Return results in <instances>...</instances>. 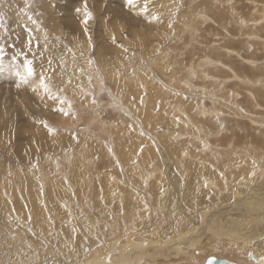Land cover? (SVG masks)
<instances>
[{"label": "rangeland", "instance_id": "374dc122", "mask_svg": "<svg viewBox=\"0 0 264 264\" xmlns=\"http://www.w3.org/2000/svg\"><path fill=\"white\" fill-rule=\"evenodd\" d=\"M161 1L86 0V33L85 0H0V264L192 232L236 192L247 197L221 220L263 212L264 0ZM252 187L263 199L240 213ZM240 226L222 238L217 226L186 259L222 241L236 246L222 256L259 263ZM109 253L98 264L121 263Z\"/></svg>", "mask_w": 264, "mask_h": 264}, {"label": "bare ground", "instance_id": "6f19581e", "mask_svg": "<svg viewBox=\"0 0 264 264\" xmlns=\"http://www.w3.org/2000/svg\"><path fill=\"white\" fill-rule=\"evenodd\" d=\"M168 1L172 2V0H162L161 2L165 4ZM186 1L189 2L191 0H186ZM185 7L187 9L192 8L190 6V4H188ZM244 21L245 20H242V22H244ZM38 34H40V33H38ZM0 69H2V68H0ZM175 107L179 108L178 104H175ZM200 111H202V113L204 114V112H203L204 110L202 108ZM262 145H264V143H262ZM2 172H3V170H0V173H2ZM155 172L156 171L154 170V173ZM249 183L252 184V182L250 180H249ZM258 186L261 187L260 189L262 190V194H264V186H260V185H258ZM258 186L253 184L254 188L258 187ZM253 187L251 188V190L249 192H252L255 190ZM249 195H250V198L243 201V205L247 206L249 208L242 209L240 211V213L244 212L247 214H252L255 211V209L253 208V202L256 200L253 199V195H257L258 197L263 199V197L259 195L258 190L254 191L253 193H249ZM235 196H236L235 200L230 202L229 205L219 207V209H215L209 213H205V211L207 209L205 211H204V209H202L201 212H203L202 214L204 216L205 226L204 227L200 226L198 228H194L195 230H193L192 232H191V230L179 231L178 229L173 228V229H171L170 233L164 238H156V239H151V240L149 238H146V237L145 238L143 237L139 240L134 239V238L132 240L128 239V240H126L127 242L116 243V246H114L115 248H112L109 250V248H110L109 247L108 249H106V252H102L100 254V256H98V255L85 256L84 255L85 257L81 259V256H82L81 255L80 258L78 257V259L75 258V259H72L71 261H69L70 260L69 258L78 256V255L69 250L68 254H67V256H69L68 260L66 261V259H62V261L64 264H76V263H79V264H95V263H97L98 264L100 261L97 260V258L100 257V259H101L102 254H105L104 259L102 261H105L106 260V254L109 255L110 254L109 252H118V253H114L115 257H116L114 260H115V262H121L119 264H138V262L141 260V257L143 254L146 255L145 259H147L149 261V264H150V261H153L155 264H161L160 261H163V260L167 261L168 264L169 263L190 264V260L189 259L187 260L186 258H188V257L190 259H192V257L195 258V256L192 253L193 252V246L195 245L194 243L197 242L198 240H201V239L204 240V236L206 233L208 235H211V236L214 235V233H216V231H217V226H219V238H222L223 236H225V237L234 236V234H237V231L239 230L238 227L240 226V224L245 222L244 220L235 219L233 216L230 219L221 220L223 218V214L233 213V211L237 208V201L244 200L247 197V192H244V193H237L236 192ZM229 200H230L229 196H226L225 199H220L218 197L214 198V202L219 201L218 203H221V204H223ZM2 202H0V203H2ZM210 202L213 204L212 199L210 200ZM131 206L132 205H129V207H131ZM260 206L263 209V212L259 213L258 215L254 216L252 219L247 221V224H246V226L248 225L247 227L240 226L241 228L246 229L245 233L243 235H240L241 237H244V238H242L243 242L246 240V242H244V243H247V245H248V249L246 250V256H247L246 259L248 258V260H249V258H250L251 260H253L255 262L259 261V263H257V264H261L260 257L264 256V252L262 251V250H264V243H261V242H264V223L262 222V220L264 219V201H262ZM210 219H213L214 221H216V223L213 224L212 222H209ZM8 222H6V223H8ZM9 223L15 224L14 221L13 222L11 221ZM9 223L7 226H10ZM221 226H230V230L226 231L222 235V232H221L222 229L220 228ZM209 231H211V232H209ZM247 232H249L248 236H251V237H246ZM143 233H144V231L142 232V234ZM43 235H45V234H43ZM67 235L70 236V234H67ZM197 236H202V237H197ZM81 238H82V236H76V238L74 239V243H77V241L80 240ZM142 239H144V240H142ZM253 239H257V240H254V243H252L250 245V242H252ZM203 240H202V242H203ZM211 240L215 243L216 242L215 236H214V238H211ZM145 243H149L147 246L148 249L150 250L149 252H146L145 250H143V249H147V247L145 246ZM230 243L231 242H223L222 243V241L221 242L219 241V246L221 248L219 250V254L208 253V255H205L204 258H202V260H200V261L195 260V262L192 264H206L210 258L215 257V256L217 259L228 260L232 264H235V263L240 264L241 261L245 258L235 257V258H232V259H234V260H232L231 258L226 257V256H222V254H221V252H223L225 250V248L227 246H229ZM16 245L17 244H15L14 246H16ZM231 245H232V250L235 251L236 250L235 244L231 243ZM258 245L261 248L258 247ZM203 246L204 245L200 246V248ZM9 247H11V246H9ZM153 247H154V251H151V248H153ZM187 248L188 249L191 248L192 251H188ZM55 250H57V249H55ZM196 251H197V247L195 246L194 252H196ZM64 256H65V254H63V257ZM237 256H238V254H237ZM33 257H35V256H33ZM142 259H144V257ZM28 260L31 261L32 259L26 258L25 260L21 261V262H24L21 264H30V262H28ZM147 260H144L142 263H144ZM19 261H18V263H19ZM33 261H35V260H33ZM44 262H45V260H44ZM50 263L51 264H58V261L57 262L52 261ZM106 263L107 264H114V261H108V262L106 261ZM246 264H255V263L249 262Z\"/></svg>", "mask_w": 264, "mask_h": 264}, {"label": "snow or ice", "instance_id": "6c2138e0", "mask_svg": "<svg viewBox=\"0 0 264 264\" xmlns=\"http://www.w3.org/2000/svg\"><path fill=\"white\" fill-rule=\"evenodd\" d=\"M83 13H84V18H83V21L82 22L85 25L84 31L87 33L88 32L87 25L89 24V21L93 19V14H92V12L89 11V8H88V5H87L86 0H85V4L83 6ZM169 27H171V25H169ZM88 39H89V41H91V35L90 34L88 36ZM121 47H123V46L121 45ZM32 71H33L32 62L29 61V66H28V72H29V74H31ZM44 90H45V92H48L49 91V88H48L47 85L44 86ZM60 103L61 104L67 103L68 104V107L67 108L59 107V108L55 109V111H58V112L62 113L65 116H68L69 114H73L72 113V106H71V102L70 101L61 100ZM93 103H96L95 98L93 99ZM41 123H44V122L41 121ZM45 127H48V125L45 124ZM221 127H223V125H221ZM56 131L57 130L55 128H50L49 127V132L54 133ZM109 151H111V149H109ZM253 175H255V173H253ZM205 186H207V182L205 183ZM42 187L43 186H41V188ZM260 262H261V264H264V256H261L260 257ZM207 264H218V260H217L216 257H212L211 259L208 260Z\"/></svg>", "mask_w": 264, "mask_h": 264}, {"label": "water", "instance_id": "95a60500", "mask_svg": "<svg viewBox=\"0 0 264 264\" xmlns=\"http://www.w3.org/2000/svg\"><path fill=\"white\" fill-rule=\"evenodd\" d=\"M211 259V258H210ZM218 264H232L230 261L225 260V259H217ZM208 262V261H207ZM207 264V263H206Z\"/></svg>", "mask_w": 264, "mask_h": 264}, {"label": "crops", "instance_id": "0c3cea01", "mask_svg": "<svg viewBox=\"0 0 264 264\" xmlns=\"http://www.w3.org/2000/svg\"><path fill=\"white\" fill-rule=\"evenodd\" d=\"M151 251H154V247H153V248H151ZM114 257H115V254H114Z\"/></svg>", "mask_w": 264, "mask_h": 264}]
</instances>
